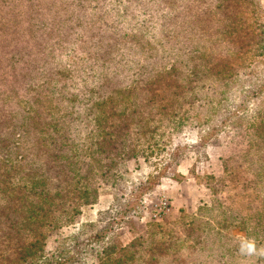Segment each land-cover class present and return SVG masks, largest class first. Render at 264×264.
Returning <instances> with one entry per match:
<instances>
[{"label": "rangeland", "instance_id": "rangeland-1", "mask_svg": "<svg viewBox=\"0 0 264 264\" xmlns=\"http://www.w3.org/2000/svg\"><path fill=\"white\" fill-rule=\"evenodd\" d=\"M17 134L0 264H264V0H0Z\"/></svg>", "mask_w": 264, "mask_h": 264}, {"label": "clouds", "instance_id": "clouds-1", "mask_svg": "<svg viewBox=\"0 0 264 264\" xmlns=\"http://www.w3.org/2000/svg\"><path fill=\"white\" fill-rule=\"evenodd\" d=\"M238 251L245 258L264 259V245H258L253 237H244L238 241Z\"/></svg>", "mask_w": 264, "mask_h": 264}, {"label": "trees", "instance_id": "trees-1", "mask_svg": "<svg viewBox=\"0 0 264 264\" xmlns=\"http://www.w3.org/2000/svg\"><path fill=\"white\" fill-rule=\"evenodd\" d=\"M20 147H21L20 134H17L15 142L10 146V150H8L7 147H4L0 160L3 161V163L5 164H10L13 161L19 160V158L23 157V155L19 152ZM12 153H14L15 155L12 156ZM33 246L34 244L32 243L30 247L33 248ZM24 250H30V249L28 248V246H24L21 249L20 258L22 257V259L26 260L28 256L24 252Z\"/></svg>", "mask_w": 264, "mask_h": 264}]
</instances>
